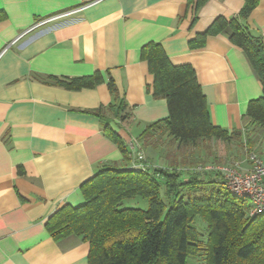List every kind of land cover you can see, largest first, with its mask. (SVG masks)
<instances>
[{
	"label": "crops",
	"instance_id": "1",
	"mask_svg": "<svg viewBox=\"0 0 264 264\" xmlns=\"http://www.w3.org/2000/svg\"><path fill=\"white\" fill-rule=\"evenodd\" d=\"M196 2L0 0V264H89L88 242L78 236L56 241L46 224L61 208L82 205L81 186L103 167L134 165L95 114L115 102L109 77L130 116L124 123L111 113L107 119L128 150L147 127L169 117L166 100L147 92L154 78L141 60L146 44H160L173 65L194 68L213 125L245 132L248 105L263 96L258 74L229 41V28L208 36L200 49L190 42L216 19L237 18L246 1L207 0L199 8ZM243 24L264 41V0ZM96 72L106 82L81 91L41 80ZM250 141L264 158V129L256 128ZM137 150L150 166L169 167L164 147L139 142ZM241 160L235 163L250 168ZM202 173L217 180L215 173Z\"/></svg>",
	"mask_w": 264,
	"mask_h": 264
},
{
	"label": "trees",
	"instance_id": "2",
	"mask_svg": "<svg viewBox=\"0 0 264 264\" xmlns=\"http://www.w3.org/2000/svg\"><path fill=\"white\" fill-rule=\"evenodd\" d=\"M206 1L197 0L196 8ZM245 1L237 18L216 19L205 33L190 42L191 49H200L208 36L229 28V41L243 50L258 74L263 96L249 103L245 116L250 124L245 132H229L213 125L194 68L173 65L163 47L151 42L141 49V60L154 78L147 92L166 100L169 117L147 127L138 143L155 149L167 143L168 151L171 148L167 158L175 157L177 163V157L179 161L183 155V164L191 150L209 149L212 142L235 141L242 148L247 145L253 149L250 139L254 130L264 129V41L243 24L258 0ZM41 80L69 91L94 89L106 82L101 72ZM107 83L115 102L95 114L103 119L105 132L125 161L139 164L107 119L111 113L124 123L130 116L126 104L117 96L114 80L109 77ZM211 156L214 154L207 158ZM175 163L145 170L103 167L81 186L84 203L57 211L46 224L47 232L56 241L78 236L88 242L89 264H188L189 257L204 258L205 264H264V214L250 218L249 200L231 194L218 178L211 181L191 169L184 174ZM136 198L146 199L148 208L122 207L124 201ZM197 218L206 225L204 229H198Z\"/></svg>",
	"mask_w": 264,
	"mask_h": 264
},
{
	"label": "built area",
	"instance_id": "3",
	"mask_svg": "<svg viewBox=\"0 0 264 264\" xmlns=\"http://www.w3.org/2000/svg\"><path fill=\"white\" fill-rule=\"evenodd\" d=\"M75 12H68L61 14L54 18L44 20L35 27L44 25L46 23L66 18ZM138 141L132 140L129 143V148L132 152L134 162L133 168L145 170L151 167L145 160V156L141 151L137 150ZM246 160L250 163V168L245 169L240 163L234 165H214L208 166L199 170L198 172H211L218 175V179L224 183L226 188L234 196L247 199L250 201L251 208L248 216L256 218L264 214V161L255 153L247 155Z\"/></svg>",
	"mask_w": 264,
	"mask_h": 264
},
{
	"label": "rangeland",
	"instance_id": "4",
	"mask_svg": "<svg viewBox=\"0 0 264 264\" xmlns=\"http://www.w3.org/2000/svg\"><path fill=\"white\" fill-rule=\"evenodd\" d=\"M160 142L164 141V138H159L158 139ZM138 141V140H137ZM166 142V141H165ZM245 144V143H244ZM167 143H165L164 145H162V147H164L165 149V153H164V163L166 162L167 165L170 163H175V157L168 159L167 156L168 154H171V148L168 149L167 147ZM249 145V144H248ZM209 149H202V150H191L188 155L189 158L186 160V164L182 163L183 159V155L179 156V161H178V155L177 157V166L179 167L180 171L183 172L184 174L188 172L189 169L191 170H199L202 169V167H206V166H212V165H234L235 161L241 160L242 157L243 159L246 157L247 155H249L250 153H255L256 155H258L261 159L263 158L262 156H260V154L254 150V149H250L249 146H243L240 147L235 141H233L232 143L226 145L225 143L222 142H212L211 145H209ZM229 149V150H228ZM172 153L175 152V148H172ZM210 154H214V156H211L209 158H207L208 155ZM222 155V157H221ZM214 157V158H212ZM216 158V159H215ZM146 160V158H145ZM242 161V160H241ZM264 161V158H263ZM147 162V161H146ZM180 162V163H179ZM148 163V162H147ZM201 166V168H199ZM152 167V165H151ZM244 167V166H243ZM245 168V167H244ZM247 169V168H245ZM206 173V172H205ZM204 173V174H205ZM201 174H203L201 172ZM214 174V173H212ZM186 179H188L189 177L185 176ZM218 178V177H216ZM164 195V194H163ZM149 206V203L146 199L143 198H136V199H130V200H126L123 203L122 207L125 208H140V209H144L146 210ZM196 225L199 227L198 229H204L206 227V225L202 222L201 218H197L196 219ZM188 264H205V260L204 258H195V257H189L188 259Z\"/></svg>",
	"mask_w": 264,
	"mask_h": 264
}]
</instances>
